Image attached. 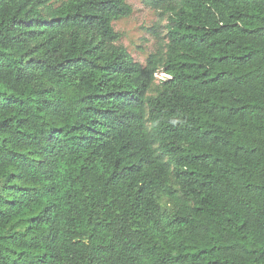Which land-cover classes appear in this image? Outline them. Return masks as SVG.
Wrapping results in <instances>:
<instances>
[{
  "label": "trees",
  "instance_id": "trees-1",
  "mask_svg": "<svg viewBox=\"0 0 264 264\" xmlns=\"http://www.w3.org/2000/svg\"><path fill=\"white\" fill-rule=\"evenodd\" d=\"M142 2L0 0V264H264V0Z\"/></svg>",
  "mask_w": 264,
  "mask_h": 264
},
{
  "label": "rangeland",
  "instance_id": "rangeland-1",
  "mask_svg": "<svg viewBox=\"0 0 264 264\" xmlns=\"http://www.w3.org/2000/svg\"><path fill=\"white\" fill-rule=\"evenodd\" d=\"M128 2L132 7V13L114 21L113 26L121 34L120 42L133 59L144 64L148 53L153 49L154 39L149 32V27L157 19L156 12L147 7L142 0H128ZM164 76L162 73L157 74V78Z\"/></svg>",
  "mask_w": 264,
  "mask_h": 264
},
{
  "label": "clouds",
  "instance_id": "clouds-1",
  "mask_svg": "<svg viewBox=\"0 0 264 264\" xmlns=\"http://www.w3.org/2000/svg\"><path fill=\"white\" fill-rule=\"evenodd\" d=\"M165 75V74H164ZM157 76V75H156ZM166 76V75H165Z\"/></svg>",
  "mask_w": 264,
  "mask_h": 264
}]
</instances>
